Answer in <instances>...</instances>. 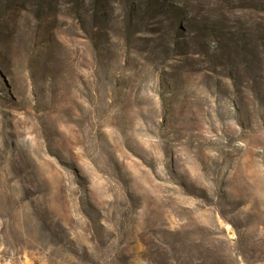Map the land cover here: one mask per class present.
I'll list each match as a JSON object with an SVG mask.
<instances>
[{"label": "rangeland", "instance_id": "rangeland-1", "mask_svg": "<svg viewBox=\"0 0 264 264\" xmlns=\"http://www.w3.org/2000/svg\"><path fill=\"white\" fill-rule=\"evenodd\" d=\"M0 0V264H264V11Z\"/></svg>", "mask_w": 264, "mask_h": 264}, {"label": "trees", "instance_id": "trees-1", "mask_svg": "<svg viewBox=\"0 0 264 264\" xmlns=\"http://www.w3.org/2000/svg\"><path fill=\"white\" fill-rule=\"evenodd\" d=\"M250 5L256 11H264V0H251Z\"/></svg>", "mask_w": 264, "mask_h": 264}]
</instances>
